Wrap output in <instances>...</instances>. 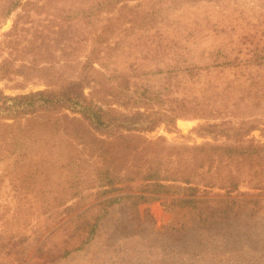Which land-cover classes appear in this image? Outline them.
<instances>
[{"label":"trees","instance_id":"obj_1","mask_svg":"<svg viewBox=\"0 0 264 264\" xmlns=\"http://www.w3.org/2000/svg\"><path fill=\"white\" fill-rule=\"evenodd\" d=\"M14 11L0 40V78L37 77L45 87L0 89V161L9 160L3 175L44 212L51 200L49 209L72 200L75 213L59 225L74 222L77 241L62 255L87 244L106 207L123 199L134 205L175 195L168 207H189L203 222L264 213V141L250 136L264 137V0H0V23ZM24 52L31 58L15 63ZM153 75L162 84L147 83ZM196 79L199 95L189 92ZM179 117L206 118L198 132L214 142L172 152L141 134L174 128ZM49 166L69 174L67 195L46 199L45 186L40 191ZM136 179L139 193L82 208L88 196ZM214 186L224 192L208 197Z\"/></svg>","mask_w":264,"mask_h":264},{"label":"rangeland","instance_id":"obj_2","mask_svg":"<svg viewBox=\"0 0 264 264\" xmlns=\"http://www.w3.org/2000/svg\"><path fill=\"white\" fill-rule=\"evenodd\" d=\"M205 6L197 9L196 13H202ZM16 13L14 11L1 21L0 40L3 32L10 28ZM38 17L43 18L44 15ZM25 26L29 27L30 23ZM24 35L28 37L30 32ZM23 41L19 45L26 43ZM55 54H59L58 50ZM3 55L7 54L4 52ZM24 55L15 54V63L31 58L30 53L24 52ZM133 55L142 57V53L132 52ZM144 61L151 63L149 59ZM120 62L122 67L129 64L122 62V59ZM215 74L216 72L205 78H212ZM219 75L225 76L228 72ZM186 78L184 76L183 80L189 79V84L195 76ZM138 81L142 82L144 79ZM162 82L158 75H153L147 83L156 87ZM197 82L198 79L191 84L193 89L189 92L199 95ZM44 83L43 79L37 77L27 80L16 75L12 79L0 78V89L5 94L13 95L42 89L45 87ZM207 122L203 117H179L174 128L159 124L153 130L143 131L141 134L151 141L161 140L163 145L172 148V152L176 149L182 151L184 147L214 142L211 136L198 132L199 125ZM250 136L264 141L259 130L252 131ZM223 140L221 138L217 142ZM184 154L191 158L194 151L187 149ZM8 163L9 160L0 161V175L3 178L0 188V264H264V213H244L228 219L198 221L189 211V207L167 206L166 203L176 198L175 195H159L157 199L137 202L134 205L129 199L113 203L106 207V212L98 219L90 241L80 249L62 255L63 249H70L77 241V227L74 222L59 225L75 213H70L72 200L58 208L49 209L52 206L51 200L44 212V206L37 203L29 190L20 191L10 183L8 176L3 175L8 169ZM51 172L49 176H40L37 182L41 187L40 191L45 186L47 191L43 194L47 196L46 199L51 198V192L56 196L67 195L70 178L67 171L63 169L61 172L53 166L49 168V173ZM141 182L140 179L122 182L119 184L122 189L98 199L88 196L85 200L87 203L82 208L116 195L137 194L143 186ZM206 189L210 192L208 197H216L215 193L224 192L215 186ZM239 190L257 191L243 186ZM64 207V214L67 215L58 223L55 222L56 211ZM99 208L100 206L93 207L88 214L94 216Z\"/></svg>","mask_w":264,"mask_h":264}]
</instances>
